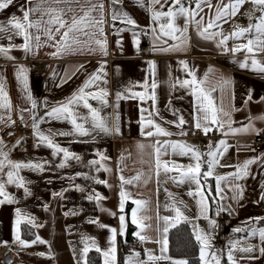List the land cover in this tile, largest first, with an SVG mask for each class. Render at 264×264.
I'll list each match as a JSON object with an SVG mask.
<instances>
[{
	"label": "crops",
	"instance_id": "0c3cea01",
	"mask_svg": "<svg viewBox=\"0 0 264 264\" xmlns=\"http://www.w3.org/2000/svg\"><path fill=\"white\" fill-rule=\"evenodd\" d=\"M207 2L211 3V9L205 0H201L200 9H197V0H192L188 8L197 11L195 20L203 17V26L215 17L217 5L222 8L224 4H230L231 0ZM80 4L84 5L85 10L90 5H96L91 17L100 20L101 13L103 17L102 35L96 27L84 29L88 33L86 36L76 34L82 44L91 41L89 45L83 48L73 45L71 52L53 56L51 53L57 51L53 45L60 39L63 29L61 33H55L54 40H49L43 34V27L47 26L45 24L40 30L35 27L28 29L33 37L31 52L12 47L8 49L7 57L0 53V82L11 104L10 110L0 107V140L3 141L0 152L7 154V159L0 156L4 162L0 183L5 185V194L12 197L9 202L5 196H0V224L3 226L0 248L6 246L17 255L14 264H88L90 251L100 255L102 264H105L106 259L112 264L111 255L106 257L104 253L109 252L112 246L110 229L115 228V264H176L177 261L186 260L170 256L168 234L178 223L187 222L195 237L197 234L208 236L205 248L207 264H216L217 259L220 264H232L228 259L230 252L234 264H264V253L261 252L264 241L260 237V229H264V199L261 198L264 193V149L258 152L254 147L255 137L264 136V101L260 100L264 96V73L251 66L253 57L264 64V51L257 50L255 44L252 53L245 48L230 51L235 46L246 44L249 39L255 40L260 34L253 27L241 37L229 36L225 45L218 46L222 36H215L211 40L201 37L197 33L196 23L188 17V31L181 38L187 42L179 48H172L178 42L160 31V25L167 24L168 18L154 20L153 11L167 12L169 7L175 11L179 3L174 5L172 0H159V3L153 0H80ZM80 4H72L77 16L83 14ZM37 5L41 11L49 7L65 9L64 16L69 22L73 15L63 2L12 0L6 8L0 9V25H7L13 15L22 19V7L28 9ZM100 5H103L102 10ZM41 11L30 13V20L40 19ZM125 13L136 22L135 25L126 22ZM114 14L117 16L115 20L112 18ZM261 14L259 7L254 8L251 0H245L235 16L222 17L216 21L218 27L209 31L227 36L236 30L237 25L245 28L249 23L255 25ZM48 19L49 14L45 11L43 21ZM185 19V16L178 15L174 23L183 29ZM8 27V33L0 32V46L8 48L10 43L23 44V36L12 31L11 26ZM51 27L54 31L56 25ZM143 33L152 37L151 45L142 44ZM9 35L11 40L8 39ZM37 35L40 36L39 49L35 47ZM105 38L106 56L94 42L95 39ZM260 39L264 40V36H260ZM225 47L229 51H225ZM89 48L95 51L90 52ZM165 48L168 50H160ZM246 59L248 67L241 68L240 63ZM182 60L187 62V67L180 63ZM31 61L52 62L49 89L43 98H40L39 82L30 72ZM150 61L154 62V66L149 64ZM21 70L27 77V90L23 79H17V73ZM93 73L101 78L84 91L98 93L104 89L107 91V102L103 103L92 96L86 97L87 102L99 111L113 129L110 134L93 128L91 111L83 101L74 103L71 108L77 122L88 130L87 134L77 132L70 119L46 115L53 107L66 103ZM193 75L197 83L184 84L186 80L191 81ZM153 82L156 84L154 89ZM200 88L208 92L213 100L218 121L216 124H212L210 119L203 120L201 100L198 99ZM249 90L251 100L248 99ZM29 91L37 101L35 109L27 100ZM117 93H121L119 99ZM135 93H144L145 99L141 100ZM32 113H35L36 130L32 128ZM142 116L143 131H151L152 136L142 134ZM180 117L185 121L182 125L179 123ZM250 117L254 129L258 131L233 133L230 130L248 125ZM17 119H23L29 131L14 141H6L4 132ZM197 119L210 127L207 134L195 127ZM148 120L154 123L150 125ZM117 124L120 129L118 133L115 131ZM155 124L171 135L157 134ZM215 128L221 132L218 137L214 136ZM36 131L49 135L54 143L67 148L80 159L69 157L60 167L64 160L63 153L54 155L52 148L38 142ZM221 140L226 142V150L225 146L219 148L214 157L217 163L213 165L212 175L205 178L203 173L208 171L210 159L207 153L216 150ZM164 141L183 142L202 154L199 161V186L195 181L181 182L180 179L188 165L197 162L191 153L181 154L179 147L173 151L171 144L165 145ZM156 147L161 149V160L167 161L172 169L165 172L161 167L159 176L156 174ZM8 160L31 161L43 166L42 170H19L18 175L23 178L29 194H25L24 188L14 183H7V172L10 170ZM246 160L253 161L248 165L247 175L236 179L237 166H242ZM121 176L124 177L123 181ZM217 177H221L219 191ZM98 180L107 183L101 184ZM237 184L242 189V195ZM122 190L125 199L121 210ZM96 194L101 197L98 201L95 199ZM210 194L214 195L213 202ZM90 195L94 197L92 200L88 199ZM202 198L208 204L207 213L202 209ZM136 201L142 203L137 204ZM44 205L48 206L47 209ZM176 208L182 213L178 221ZM133 209L136 210V224L132 222ZM121 215L125 218L123 234L120 232ZM164 217L171 219L165 221ZM18 218L20 223L17 226ZM210 219L215 220L216 224L210 225ZM23 224L34 230V239L24 238ZM166 226L167 233L163 231ZM17 227L21 239L33 241L39 236L40 240L21 246L14 239ZM134 233L147 239L141 240L138 250H122L125 242L139 238ZM86 246L89 250L85 253L83 249ZM249 246L251 251H241ZM200 261L204 264L201 258Z\"/></svg>",
	"mask_w": 264,
	"mask_h": 264
},
{
	"label": "snow or ice",
	"instance_id": "6c2138e0",
	"mask_svg": "<svg viewBox=\"0 0 264 264\" xmlns=\"http://www.w3.org/2000/svg\"><path fill=\"white\" fill-rule=\"evenodd\" d=\"M62 2L66 3L68 5L67 11L73 13V15L71 16L70 22L64 16L65 9H63V8L57 9V8L49 7L46 10L41 11L39 5H37L34 7H29L28 9H24L22 7L21 8V11L23 12L22 19L13 15L10 19H8L7 25H0V32L8 33L9 32L8 26H11L12 31H14L17 35L23 36V38H24L23 44L13 45L10 43L8 45V48H4L3 46H0V53H3L7 57L8 56V49H10L12 47H18V48L23 49L25 52H31L32 51L31 41H32L33 37L28 32V29L35 27L37 30H40L42 28V26L45 24L47 26L43 27V34L46 35L49 40H54L55 39V33H61V30L63 29V32L60 35V39L58 41H56L55 45H53L57 48L56 52L51 53V55H53V56H56L58 53H61V52H71L73 50V45L81 46V48L89 45L91 43V41H85L82 44V42L77 38V35H76V34H83L85 36L88 35V33L84 31V29L96 27V28H98L100 34L101 35L103 34L102 13H101V19L100 20H95L90 15L91 12L95 9L96 5H90L87 8V10H85L84 5L80 4V0H54V3H57V4L62 3ZM153 2L159 3V0H153ZM205 2L207 3V7H209V9H211L212 8L211 3L207 2V0H205ZM11 3H12V0H0V9L6 8ZM73 3L80 4L81 10L83 11L82 15L77 16L75 14L74 9L72 7ZM172 3L174 5L178 4L179 0H172ZM243 3H245V0H231L230 4H224L222 8L219 5H217V11H216L215 17L210 18L206 26H203L201 24V21H203V17H201L200 20H195V17L198 14L196 10L185 8L183 6V4H180V6L175 9V11L173 10L172 7H169L167 12L153 11V19L159 20L161 17H167L168 18L167 24H161L160 25V31H161V33H163L164 36H170L173 41L178 42V43L172 45L171 46L172 48H179L181 44H184L187 42L186 39H181V38L186 36V33L188 31V23H189L188 17H190L196 23L197 33L201 37H204L205 39L211 40L215 36H222V38L219 40L218 46L225 45L226 41L229 39V36L237 37V38L241 37L245 33L249 32L251 29H253V27H254L255 31L260 35L255 40L249 39L246 44H242V45L233 47L232 49H230V51L236 52V51H239L240 48H245V49H247V52L252 53L254 51V47H253L254 44L258 46L257 50L264 51V40L260 39V36H264V0H251L253 7L254 8L259 7V10L262 13L261 16L257 19V23L255 25L249 23V25L246 28L237 25L236 30L231 32L227 36L222 35V33H220V32L209 31L210 29L218 27V25L216 24V21L221 20L222 17H224V16H235L239 10V7ZM200 6H201V0H197V9H200ZM100 8L102 10L103 5H100ZM37 11H41V18L37 19L35 21L30 20V13L37 12ZM45 11L49 14V19L47 21H43V16L45 14ZM53 13H55V14L53 15ZM123 15L127 18L126 22L129 25H135L136 22L131 17H127L126 13ZM178 15H183L186 17L185 26L183 29L179 28L174 23V21ZM112 18H113V20H115V19H117V16L114 14ZM249 19L251 20V16H249ZM53 25H56L54 31H53V28L51 27ZM153 32L155 33V29H153ZM177 33H179V35H177ZM11 38H12L11 35H9L8 39L11 40ZM157 38H159V37H157ZM35 40H36L35 47L37 49H39V47L41 46L40 45V36L39 35L35 36ZM94 42L96 45L99 46V50L106 56L107 55L106 38L105 39H95ZM117 43H119V42H117ZM153 50L155 51L157 49L153 48ZM160 50L161 51H167L168 49L165 48V49H160ZM224 50L229 51V49L227 47H225ZM89 51L90 52L95 51V49L89 48ZM8 58L14 59L13 57H8ZM180 63L183 64L185 67H187L186 61L182 60V61H180ZM149 64L154 66V62L150 61ZM251 66L254 70H257L259 72L264 73V64H262L259 60H257L254 57L251 60ZM240 67L241 68L248 67L247 59L245 62L240 63ZM102 68H103V65H101V69ZM190 75H191V73H190ZM100 78L101 77L99 75H97L96 73H93L85 81L84 85L81 86V88L78 90V92L73 93V95L67 99L66 103L59 104L58 106L53 107L50 112L46 113V115L55 116L57 119H60L61 117L66 118V119H70L71 123L74 125L75 130L77 132H79L81 134H87L88 130L85 129L82 124L77 122L76 116L73 115V110L71 108V105H73L74 103H79L80 101H83L85 107L89 108L91 111L93 128L98 129L99 131H101L105 134H110L113 131V129L107 125L106 121L100 116L99 111L96 108H93L90 104H88L87 98H86L88 96H92L94 99H99L103 103H106L107 101L105 100V97L107 96V91L104 89H101L98 93H92V92L85 93V91H84L85 88H87L91 84H94L95 81L100 79ZM17 79L18 80L23 79L24 88L27 90V77L23 75L22 70L17 73ZM195 83H197V81H196V78L194 75H193V79L191 81H188V80L184 81V84H195ZM201 83H202V81H201ZM225 83H227V81H225ZM155 87H156V84H155V82H153L152 88L154 89ZM199 93H200V96L198 97V99L201 100V111H203V113H204L203 120L208 121L210 119L212 124L218 123L217 117H216V109L214 107L213 100H212L210 94L208 92H206L203 88L199 89ZM134 95L138 96L141 100L145 99L144 93H135ZM120 96H121V93H117V99H119ZM0 99L3 100V103L0 104V107H6L10 110L11 104H10V101L8 100L7 93L4 91V86H3L2 82H0ZM152 99H153V101L155 100V94L154 93L152 95ZM248 99L249 100L252 99L251 90H249ZM27 100L31 103L32 109H35L37 107V101L32 97L30 91L27 92ZM260 100L264 101V96L260 97ZM27 111H31V110H27ZM141 111L143 112L144 110L142 109ZM32 116H33L32 128L34 130H36L37 129V123H36V119H35V113H32ZM21 118H23V117H21ZM117 119H118V117H117ZM9 120H11L10 116H9ZM251 120H252V118L250 117V121H249L248 125H245L241 128H231L230 130L233 133L248 132L249 130L258 131L256 129H254V127L251 123ZM141 121H142V124H141L142 134L146 135V136H152L153 133L151 131H149V132L143 131V127H144L143 116L141 117ZM184 122L185 121H184L183 117H180L179 123L182 125ZM147 123L151 125L154 122L152 120H148ZM220 126L223 127L222 124ZM195 127L197 129H202V131L205 134H207L211 130L209 126H207L206 124H202L199 119H197ZM155 129H156L157 134L171 135L170 132H167L159 124H155ZM119 130H120L119 125L117 124L115 131L118 133ZM35 134L39 137L38 142L45 143V144H47L48 147L53 149L54 155L57 153H63L64 160L61 161L60 167L64 166V162L69 157L75 158L77 160L80 159L79 156L70 152L67 148H63L59 144L54 143L49 135H45L39 131H36ZM60 134L65 135L66 133H60ZM67 134H70V133H67ZM181 134H184V133H181ZM2 143H3V141L0 140V144H2ZM17 143H19V141H17ZM164 144L165 145L171 144L173 151H175L179 147L181 149V154L191 153L192 158L197 162L194 165H192V164L188 165L186 173H183L181 175L180 179H181V182H183L184 180L195 181V183L199 186L200 185L199 175L201 174L200 173L201 165H200L199 161H200L202 154L199 153L198 151H195L192 146H188V145L184 144L183 142L164 141ZM221 146H225V150H226L227 146H226V142L224 140H221L217 143L216 150L209 151L207 153V156L210 159L208 161V171L203 173L205 178L212 175L213 165L215 163H217V161L214 159V157L218 154V150ZM140 147H143V145H140ZM155 153H156V174H157V176H159L161 167H163V170L165 172L171 171L172 169L169 167V163L167 161H162L160 158V156H161L160 147L155 148ZM219 154L222 155L223 153H219ZM0 156H3L4 159H7V154H5L3 152H0ZM252 162H253L252 160H246V161H244L242 166L241 165L237 166V172L235 174L236 179H240L243 176L247 175L248 165L251 164ZM90 163L94 164L95 161H91ZM8 165H9L10 170L7 172V183H10V184L14 183L18 187L24 188L25 194H29V189L24 186V180L22 177H20L18 175V172L21 168H35L38 170H42L43 166L40 163H33L31 161L25 163V162H19V161H11V160H8ZM3 167H4V162H3V160H0V171L3 170ZM77 175H80V173H77ZM120 179H121V181H123L124 177L121 176ZM216 179H217V190L219 191V181H220L221 177H217ZM97 182L101 183V184L107 183L104 180H98ZM77 187H79V186H77ZM236 187H237V189L240 190V194L242 195V189L240 188V185L237 184ZM4 189H5L4 183H0V196H5V198L9 202H11L12 197L7 196L5 194ZM189 194H191V193H189ZM53 195H57V194L53 193ZM93 198L94 197L91 195L88 197L89 200H92ZM261 198L264 199V193H262ZM95 199L97 201L99 199H101L99 194H96ZM124 199H125V193L122 190L120 193V208H121V210L123 209V206H124ZM0 202H2V201H0ZM136 203L140 204L142 202L136 201ZM200 203L202 205L203 211L205 213H207L208 204H207L206 200H204L202 198ZM44 207H45V209H47L48 206L44 205ZM221 210H223V209H221ZM135 211L136 210L133 209V216H132L133 224L137 223ZM175 211L177 213V221H178L179 217L182 216V213L180 212L179 208H176ZM17 213L19 214V209H17ZM65 214L67 215L68 213H65ZM170 219H171V217H164L165 221H168ZM257 219H259V218H257ZM124 221H125V218L123 215H121L120 216V232H121V234H123V232H124ZM29 222L31 223L32 221L29 220ZM19 223H20V220L18 218L16 221L17 226L19 225ZM209 224L215 225L216 221L210 219ZM101 226L102 227H108L107 225H101ZM172 226H174V225H172ZM238 230L239 229H237V231ZM116 231L117 230L115 228L110 229V232L112 233V235L109 237V239H110L112 246H111L109 252L104 253L106 257L111 255L112 264H115V252H116L115 236H116ZM163 231L165 233H167L168 227L166 226L163 229ZM134 235L139 236V238L141 240L147 239V237H144V236L140 235L139 233H134ZM260 237H261V240L264 241V229H260ZM195 238L201 245L200 258L204 262V264H207V261H205V248L208 244V236L197 234ZM14 239L21 246H27L29 244L36 243L37 240H40V237L37 236L36 240H33V241L23 240L20 237L19 229L17 227L16 230L14 231ZM41 242H44V241H41ZM3 243L6 244L7 242L4 241ZM93 243H94V241H93ZM164 244H165V246L167 244L166 237L164 240ZM88 250L89 249L87 246L83 249V251L85 253ZM251 250H252L251 246H249V248H246V249H244V248L241 249V251H251ZM97 251H100V249L97 248ZM261 252L264 253V248L261 249ZM136 255H138V253ZM213 255H215V254H213ZM149 259H152V257H149ZM228 259L230 262H232V264H234V261L232 260L231 252L229 253ZM105 264H109V261L107 259L105 260ZM176 264H187V262L186 261H177ZM216 264H220L219 259L216 260Z\"/></svg>",
	"mask_w": 264,
	"mask_h": 264
},
{
	"label": "built area",
	"instance_id": "2783aa9c",
	"mask_svg": "<svg viewBox=\"0 0 264 264\" xmlns=\"http://www.w3.org/2000/svg\"><path fill=\"white\" fill-rule=\"evenodd\" d=\"M115 2H121L122 0H113ZM192 0H179V4H183L185 8H189ZM141 41L144 45L152 44V37L148 34L141 35ZM52 71L51 61H31L30 72L32 76L39 82L40 98H43L49 89V76ZM29 130L26 129V122L23 119H17L13 121L4 132V139L6 141H14L19 137L24 136ZM221 132L218 128L214 130V136L218 137ZM254 147L256 151H262L264 149V136L258 135L254 139ZM141 245L140 238H134L131 241L125 242L122 245V250L130 252L138 250ZM17 260V255L12 252L8 247L4 246L0 248V264H14Z\"/></svg>",
	"mask_w": 264,
	"mask_h": 264
},
{
	"label": "trees",
	"instance_id": "16d2710c",
	"mask_svg": "<svg viewBox=\"0 0 264 264\" xmlns=\"http://www.w3.org/2000/svg\"><path fill=\"white\" fill-rule=\"evenodd\" d=\"M213 202L214 195L210 194ZM22 234L26 239H34L35 232L27 224L22 225ZM3 240V226L0 224V243ZM169 254L174 258H183L187 264H201L200 247L187 222H180L170 229L168 234ZM88 264H102L100 255L95 251L88 254Z\"/></svg>",
	"mask_w": 264,
	"mask_h": 264
}]
</instances>
